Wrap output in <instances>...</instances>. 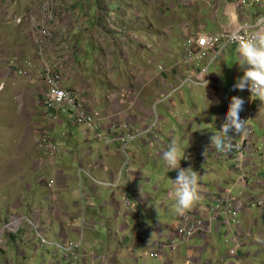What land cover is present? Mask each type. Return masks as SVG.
I'll return each instance as SVG.
<instances>
[{"label": "rangeland", "instance_id": "rangeland-1", "mask_svg": "<svg viewBox=\"0 0 264 264\" xmlns=\"http://www.w3.org/2000/svg\"><path fill=\"white\" fill-rule=\"evenodd\" d=\"M40 1L41 0H19L16 4L11 3L5 6L0 3V7H2V9H0V41L5 40L7 42L0 46V86H3L0 87V264H71V259L66 257L68 254L57 247V245L65 246V242L64 239H60L61 237L59 235L61 220L55 218V215H53L54 213L50 215V209L47 208L51 190L46 187L43 182H40L42 176L48 177L47 179L54 177L53 174L55 170H50L49 167H43L41 165V160L44 156L37 145L39 130L45 132L46 129L44 127L48 128L51 124L52 128L55 127L54 131H47L58 148L56 164L57 162L59 165H61V163H72V167L66 172L68 176H76L75 169H77V165L79 164V159H77L78 154L79 157L85 159L89 149L92 148L94 150L92 159L94 160L99 148L97 145H105L103 141L98 140L94 135H88L85 126L74 124L73 117L68 112L69 107L60 110L58 115L59 120H50L52 115H50L49 110L39 103L41 100V93H44L45 88L40 85L38 86V84L31 83V79L26 80L16 76L14 71L10 70V61L14 62L16 55L19 57V61H25L26 59L32 60L35 58L36 52L34 51L33 44L30 42L33 38V31L30 24L18 25L14 23L15 21L7 19L6 16L13 15V17H20L24 16L26 12L27 15H35ZM230 1L232 2L235 0ZM177 2H179V0H57L56 14L58 22H61V24L55 28V40L48 51V56L51 60L58 58L61 63L60 65V63L56 61L52 62L58 64V66L61 67L62 73L65 74V86L72 88L76 83H79L86 86V89L87 86L91 87L94 92L92 90L85 92L84 98L92 97L94 93L95 95L97 94L98 97H101L103 90H107V77H110L108 72L110 67L106 64L108 58L104 59L100 51V42H98V38L95 36L96 32L94 27L96 24L98 27L100 22H104L106 25V31H104L106 32V38L101 41L104 46L108 44V36L110 38L116 36L118 37L117 48L119 50L126 42L123 38L124 34L122 31L128 29L130 30L129 35L136 38L140 36L141 41L135 42V47H140L145 53H148L146 43L152 46V55L154 54L155 57L153 66L157 69L158 63H164L160 57H157L162 50L158 48L160 43L155 33L158 28L157 22L160 19V22H162L164 14L166 13V8H168V6L174 8ZM248 2L250 3L251 1L248 0ZM252 9L256 11L255 8ZM222 13L223 11L220 9L218 13L220 17ZM207 22H211V20L209 21L208 19ZM222 22H225V20H222ZM150 23H152L154 28L153 33ZM162 26L161 24L160 28ZM179 27L178 32L182 34V27ZM213 27L216 26L209 23L208 30H213ZM184 42L182 37L174 38L171 49L173 54L169 56L170 62L168 63L171 66H178L177 52L182 53ZM75 44H78V46H75ZM22 47L27 53V56L24 58L16 52L18 51L20 53ZM3 48H5L4 51ZM235 49L236 48L233 47L224 57L230 68L229 73L223 76L224 79H229L232 67H241L236 65ZM118 50L115 51L116 60L113 67L115 73L111 74L114 80H117L121 76V73L123 77L128 76V72L131 69L130 66L136 64L137 58L136 54L134 59L125 63L124 58L121 57V53H119ZM164 66L170 67L169 65ZM213 67L214 65L212 66V70ZM5 69L6 73L4 72ZM143 74L144 73H142V80H145ZM146 75L148 76L149 74ZM130 77L132 76L130 75ZM126 82L129 81L127 80ZM202 90H204L203 87L194 88L193 90L184 88L182 93L187 99V103L185 105H179L174 115L188 118L189 115L186 113L184 114V110L195 108L197 113L201 115V122L197 123L195 126L200 127V133L205 134L211 141L214 131H217L219 126L217 123V114L222 115L226 111L227 103L232 96H227L220 108L212 110L209 105L205 107L204 97L194 96H201L197 91ZM18 91H20L21 94H19ZM203 94L202 92V95ZM243 95L244 94H239L238 96L243 98ZM175 98V100H177L178 97ZM85 106L88 109L100 111L99 109L88 107L87 104ZM246 108V105L243 106L242 111L239 113V116L245 119V121L249 118V115L246 113ZM208 109H210V111L206 113ZM158 111L165 117L168 116L166 112L162 111L161 107H158ZM197 113L193 114V116H196ZM175 119L176 118L173 116V120ZM251 123L253 125L252 120ZM209 124L212 126L209 127ZM254 124L257 126L255 121ZM164 129L166 131L165 127ZM168 129L171 130V126H168ZM176 130H178V132L174 141L181 145L179 139L181 138V140H183L182 131L179 129ZM256 131L262 132L259 127ZM101 133L105 138L113 137L103 130ZM232 135V140L237 142L242 140L243 134L235 135L233 133ZM69 136H72L73 144L69 143ZM261 137H263L260 139L264 148V136ZM200 138H197L198 145L202 146L203 151H205L209 148L208 140L203 137ZM144 139L145 138H142L141 140L144 141ZM163 140L168 142L165 138H163ZM136 143H138V141ZM118 145L119 144H113L111 147L116 148ZM187 145L188 143H186L184 147H187ZM140 148L136 150L137 153H140ZM156 149L157 148H150V146H148V149L145 148L142 150L145 159L152 163L153 168H156L154 174L160 173L158 168L154 166L157 161H159L156 157ZM72 152L75 154L73 155ZM262 154L264 155V152H262ZM185 156L190 157V163H192L194 158L189 150L185 153ZM251 157L258 161L257 166L261 167L264 172V162L263 164L261 163V158L264 160V156L260 157L259 155ZM183 160L184 159L181 161ZM230 160L233 165L231 162L227 161L225 163H223V161H210L208 164H200V167L193 166L194 170H196L200 176L198 191H206L213 195H218V197L223 200L215 202L210 196L205 197L203 200L199 198L191 207L195 208L197 205H203L204 207H201V213L204 214L207 212L210 216L211 213L206 210V207H219L218 213L221 214L224 219L226 215L224 214L225 208L222 207V204L226 199H228V201L232 199L233 201H242L245 203L248 201L250 193L260 194L264 191V188L259 186L261 182H264V176L258 175L254 177L249 175L248 177L246 164H244L242 170L233 171V167L237 164V161L233 159ZM248 170L252 171L251 168H248ZM24 171L26 174L25 179L23 178ZM203 172H208V174ZM170 174H172L171 171H166L163 174L164 180L162 182L157 180V178L151 177V182L145 183L148 193L152 192L157 185L160 186L157 196L160 202L166 201V207L162 212L160 211L161 209H159V214H151L149 219L147 218L148 213H145V211V215H143V212L132 213L133 216L138 217L139 220L137 221L133 216L128 217L131 218L130 220L121 217L119 225L122 223L129 224L132 227V232L140 235L138 238H141L142 242L145 244L144 246H146L143 247L144 249H140V247L135 244L136 238L133 235L132 242L125 247L126 253L124 257L126 260L121 258V264H157L158 259L151 257V253L156 252L168 254L170 256V264H264V209L253 208L247 210L250 215L248 217L251 218L252 214H254L255 220L260 219V226H263L260 229H253L250 227V236H248L247 246H245V244L243 246H237L236 241L233 239L235 232L234 228L223 223L221 225V222L215 220L218 226L221 225L220 229L216 231L215 227L217 225H214L215 232L214 235H212L213 243H207V252L203 250L204 253L200 254L196 260L194 259L196 256L193 257L192 254L187 253V242L190 240H181L178 235H176L175 247H170V249L166 250L152 248L147 238L149 236H151V239L155 238V233H153L151 229L159 227L158 224L155 226L157 220L160 219L163 221L166 226L162 228L168 229L166 232L169 231L170 225L175 223L177 226L178 224L179 212L176 210L172 192V180L174 179ZM176 174H178V172L175 173V175ZM243 176L249 180L248 184L240 183ZM71 186L76 187L77 184H72ZM108 192L110 191H107V194L105 192L102 193V199L100 201H97V199H94V203L92 201L93 204H96V209L94 210L97 214L95 221L96 225H92L95 232L91 233L85 231L86 238L88 237V233H91L94 239L100 242L94 248L95 251L100 254V257L109 255V250L106 249L103 252L102 246L103 244L107 246L112 245L115 234H118L108 231L109 227H113L109 222V218L113 215V206H110L111 209L107 208L104 211L100 209L101 202L106 200L107 196H109ZM54 195L53 198L55 197ZM153 204L154 201L151 200L146 210H153ZM68 206L69 213L78 212V209L73 207L72 201L68 203ZM213 217L214 216H212L211 219ZM239 219L244 229L245 217L241 218V212L239 213ZM77 224H80L81 227L80 221H77ZM145 226L151 229L147 230ZM170 232L172 233L171 230ZM67 233L70 242L75 243L80 240L79 235L72 233L71 230L67 229ZM257 234L261 236V240L257 237ZM40 236H43L52 244L40 246ZM119 236H122L121 233L118 234V237ZM243 237L244 235H242V239ZM227 240L229 243L226 242ZM255 240L257 243L251 245L250 242ZM181 241H184L183 245ZM181 247L182 256L179 257L178 250H180ZM82 248L85 250L83 244ZM231 249L240 250L242 255L228 257L223 260ZM85 251H82L83 257L72 264H83V259L86 256ZM177 253L178 255L174 257ZM134 255V258L128 260L127 257H133ZM106 262V264H112L111 262H113V259L110 258V260ZM118 262L116 264H118Z\"/></svg>", "mask_w": 264, "mask_h": 264}, {"label": "crops", "instance_id": "crops-1", "mask_svg": "<svg viewBox=\"0 0 264 264\" xmlns=\"http://www.w3.org/2000/svg\"><path fill=\"white\" fill-rule=\"evenodd\" d=\"M195 2V5L191 9L187 8H176V9H169L166 8L165 14L163 17L162 22L160 20L157 22L158 28L156 29V38L159 41L160 45L158 48H161V53L159 56L162 59V62L158 64H164L169 65L170 62V55L172 56L173 52L172 49V43L174 41V38H181L184 40L185 33L179 34V26H182L183 22H188L191 24V31H201L205 33H220L224 29H227L231 22L230 20H233V25L237 26L239 22V18L235 17L237 14V8H236V0L230 1V0H193ZM29 3V2H28ZM28 6V4H27ZM252 8H255L257 11V7L251 6L248 4L247 10L252 11V13H255ZM220 9H222L223 13L222 16H219ZM260 10H258L259 12ZM188 16V17H187ZM186 17V18H185ZM211 20V22H207ZM222 20H225V22H222ZM83 23V22H82ZM209 23H212L214 26L213 30L209 31ZM61 22L57 23V26H59ZM85 24V23H84ZM163 25L160 28V25ZM99 26L97 27V24L94 25L96 37L98 38V42H100V51L102 55L104 56V59L108 58L106 64L109 65L110 70L108 71L110 74V77H107V84L108 88L107 90H103L102 96L98 97L97 94L92 97L84 98L85 92L91 91L92 88L87 86H83L81 84H75L74 87H72V90H75L78 94V97H80L81 100H84V103L87 104L90 108L99 109L102 112L103 117V127L107 130L110 127L114 125V123H123V122H132L135 129L141 128L147 124L150 123L151 120V107L152 104L161 96L169 91L170 86L177 83L183 74H186V71L181 68H177L174 73H166L161 72L158 69H155L153 66V63L150 61L153 59L155 61L154 54L152 55V46L148 43H146V48L148 53H145L143 49L140 47L137 48L134 46V43L140 42V36L133 37L130 34V30L126 29L123 30L124 39L126 42L124 45L118 50L117 46V39L118 37H109L108 36V44L104 46L102 44V40L106 38V25L105 23H99ZM151 25L152 33L154 32V28ZM146 26V25H145ZM81 28V25H80ZM172 29V32L169 34L167 33L168 30ZM183 32V31H182ZM7 42L5 40L0 41V46L3 44H6ZM75 46H78V44H75ZM235 48V47H234ZM5 48H3V51ZM118 50L119 53H121V57L124 58L125 63H128L129 60L134 59L136 55V64L133 66H130L129 75L126 77H123V74L121 73V76L114 80L112 75L115 73L114 70V64H115V51ZM17 54L23 56H27V53L25 49L22 47L20 53L16 51ZM180 52H177L179 55ZM229 53V52H228ZM227 55V54H226ZM225 55V56H226ZM224 56V57H225ZM222 57L218 60L216 64H214L213 70L211 67V73L213 76V83L210 86H207L205 90L197 91L201 96L194 95L198 97H204L205 104L207 103L206 99L210 101L209 106L212 108V110H216V108H220L223 105L224 99L226 100L227 96H238L239 94H244V105H246V113L249 115V122L251 123V120L253 121V130H254V141L252 142L253 147L250 151V154L247 155V161H246V170H247V176L252 175L254 177H257L258 175L264 176V172L261 167H258V161L251 156H259L263 157L262 152L263 151V145L260 138H263L261 136H264V104L262 102L252 97L250 90L248 88H245L244 90L231 88L230 85L235 83V80L243 75V67H247V65H244L243 67H232L230 77L229 79H224V75L229 73L230 68L227 63L226 58ZM125 69V68H124ZM10 70H13L10 68ZM14 71V70H13ZM6 73V69L4 70ZM4 73V74H5ZM15 73V71H14ZM142 73H144V79L142 80ZM16 74V73H15ZM146 74H149L148 76ZM130 75L132 77H130ZM17 76V75H16ZM146 76V78H145ZM8 79V78H6ZM66 79V77H65ZM64 79V81H65ZM69 79V78H68ZM70 80V79H69ZM129 82H126V81ZM39 86V85H38ZM65 86V84H64ZM198 87L188 88V90H193ZM93 91V90H92ZM94 92V91H93ZM202 92L204 93L202 95ZM19 94H21L20 91H18ZM178 97L177 100H175ZM41 100L39 103L43 105V93H41L40 96ZM206 98V99H205ZM35 100V99H34ZM249 100V102H248ZM36 101V100H35ZM255 101L256 109L253 111V103ZM248 102V104H247ZM187 103V99L181 94H176L172 97V99L169 102L162 103L159 105V107L162 108L163 112H166L168 116L162 115V129H161V144H159L156 149V157H157V163L154 165L158 168L160 173L154 174L156 168H153V165L151 162L147 161L143 155L142 150L147 148L148 145L145 141L139 140L138 143L135 141L132 143L129 147L131 154L134 156V172L138 179L137 187L133 189L134 192L129 193V199L132 202V206L130 208H126L121 206L122 199L119 195V192L116 194H113L112 191L109 189L103 187V186H97L95 187L97 190V195L92 197V200L90 201V204L92 207H88L86 209V221L88 222V225H90L88 228L84 230L82 233L83 236V246L85 248L86 256L83 259V264H106L107 262H102L100 254H98L95 251V246L98 245V240L94 239L93 234H91L94 231L93 224L96 225V204L94 203V199H97V201H100L102 199V193L108 192L109 196H107L106 200L101 202V210H105L107 208L111 209L110 206H113V215L109 218L110 225L113 227H109V232H116L121 233L122 236L118 237V234H115V238L112 241V245H105L102 246V251L104 252L106 249H108L111 259H113L112 264H116L118 261V264H121L120 260L123 258L126 260L125 256V247L128 246L132 242V236L136 238L135 244L140 247V249H144V242H142L141 238H138L140 235H137L136 233L132 232V227L127 223H122L119 225V221L121 217H124L127 219L128 217H132V213H142L144 214L147 212V218L149 219V216L151 214H159V212L163 211L166 207V201L160 202L157 194L160 189V186L157 185L152 192L148 193L146 191L145 183L151 182V177L157 178L160 182L164 180L163 174L166 171H169L167 166L164 164L162 160L163 153L167 150L168 146L175 140V136L177 135L179 129L182 131V138L179 139L181 142L182 148L185 149V153L189 150L190 154L193 156V161L190 163V157H187V159H184L180 162L181 167H188L193 166L200 167V164H208L210 161L214 162H221L223 163L231 162V158L229 157L228 151L226 152H218L215 150L213 151L209 148L205 151H203L202 146L198 145L197 138L203 137L208 140V142L211 143V141L208 139V137L205 134L200 133V127H196L195 125L197 123H200L201 115L197 113L195 108H191L190 110H184V114H188V118H184L183 116H175L174 112L178 108L179 105H185ZM91 105V106H89ZM195 105V103H194ZM210 109L206 111V113H209ZM196 114V116H193V114ZM173 116L176 118L173 120ZM254 121L257 123V126H255ZM222 122V115L217 114V123L220 125ZM252 124V123H251ZM52 124L48 127L50 130L54 131L55 127H51ZM168 126H171V130L168 129ZM166 128V131L164 129ZM259 127V129L262 132L256 131V129ZM183 128V130H182ZM166 132V133H165ZM167 134V135H166ZM232 132H229V135H232ZM69 143L73 144V138L72 136H69ZM165 138L168 140V142H165L163 140ZM233 138V137H232ZM201 139V138H200ZM170 142V143H169ZM136 143V144H135ZM186 143H188L187 147ZM264 143V142H263ZM134 144V145H133ZM190 144V146H189ZM98 152L96 153V158L93 160L92 155L94 153V150L92 148L89 149L87 157L81 158L79 157V154L77 155V159L79 164L77 165V169H75L76 176H68L66 175V172L68 169L72 167V163L66 164L61 163V165L55 163V166L53 170H55L54 179H55V186L53 190V193L55 194L54 198L50 195L49 197V205L47 206L48 209H50V215H55V218L60 219V239H68L69 235L67 233V229L71 230L72 233H76L79 235V239L81 238L80 233V224H77V221H80V206H79V191H78V171L80 168H83L86 171H89L92 176L100 181H109L113 182L120 170L121 166V154L119 152V145L116 148H113L111 146L106 145H97ZM141 147V148H140ZM140 148V153H137L136 150ZM90 153V154H89ZM74 155L75 153L72 152ZM264 160L261 158V163L263 164ZM233 165V163H232ZM56 167V168H55ZM248 168H251L252 171H249ZM194 170V168H193ZM178 172V171H177ZM170 174L173 179H175V173L176 169L171 170ZM208 174V172H203ZM26 174L24 171L23 178L25 179ZM83 180L86 186V192L91 193L93 190V181L86 175L83 174ZM72 184H77L76 187H72ZM228 184V183H226ZM202 185V184H201ZM236 185V183H235ZM122 189L127 188V184L123 183L121 185ZM207 188V186H206ZM205 188V189H206ZM223 191V190H222ZM200 200H203L205 197H213L214 195L211 193H208L206 191H198ZM107 194V193H106ZM168 195V194H167ZM250 196V195H249ZM154 201V209L153 210H146L147 206L149 205L150 201ZM72 201L73 207L78 209V212L76 213H69V206L68 203ZM93 201V203H92ZM142 206V207H140ZM200 205H197L195 208H197ZM203 205H201L202 207ZM204 207V206H203ZM193 208V207H191ZM190 208V209H191ZM159 209H161L159 211ZM73 213V214H72ZM203 217L206 219V222L209 226V231L206 233H202L198 236H195L192 238L188 243V254H192L193 257L196 256L194 259L200 254L207 252L206 245L210 242V244L213 243V236L214 235V225H217L215 222L211 221V216L207 212L202 214ZM58 216V217H56ZM248 214L247 210L241 211V218L245 217V225L242 228V235H244L243 240L245 246L248 245V236H250L249 231L250 227L253 229H260L263 226H260V219L254 218V214H252L251 218ZM103 217V216H101ZM114 217V218H113ZM135 217L136 221L139 220L138 217ZM131 218H128L130 220ZM223 224H226L225 222H222ZM221 223V225H222ZM159 225V227L151 229L145 226V229H151L153 233H155V238L151 239V236L147 238V241H149L150 246L154 249H170L168 246L169 244V238H170V230L175 228V223L168 226L170 227L169 231L166 232L168 229H163L162 227H165L166 225L161 221L160 219L157 220L156 225ZM220 225V226H221ZM54 226V225H52ZM220 226H216V231L220 229ZM118 227V228H116ZM88 229V230H87ZM85 231L91 232L88 233V237H85ZM256 233V232H254ZM129 234V235H128ZM257 237L261 240V236ZM256 237V239H257ZM91 238V239H90ZM70 241V240H69ZM182 245L184 244V241H181ZM257 241L250 242L251 245L256 244ZM205 245V246H204ZM204 246V247H203ZM183 247V246H182ZM182 247L180 250H178L177 255L180 257L182 256ZM204 250V252H203ZM92 252V253H91ZM102 254V253H101ZM163 254L161 258H157L158 262L157 264H170V256L168 254ZM165 256V257H164ZM135 255L127 257L128 260L131 258H134ZM101 260V261H100ZM169 262V263H168Z\"/></svg>", "mask_w": 264, "mask_h": 264}, {"label": "built area", "instance_id": "built-area-1", "mask_svg": "<svg viewBox=\"0 0 264 264\" xmlns=\"http://www.w3.org/2000/svg\"><path fill=\"white\" fill-rule=\"evenodd\" d=\"M250 1L251 2L249 3L248 0H236L235 5L237 8V14L235 17L239 18L240 23L235 26L231 19L230 26L220 33L214 34L201 31L192 32L191 24L188 22L182 23L181 27L183 33H185V42L182 53H179L178 55V66L166 67L158 64L157 69L161 72L174 73L177 68H181L186 71V74H183L181 79L177 83L171 85L169 91L165 92L161 98L159 97L152 105L150 123L137 129L134 128L132 122H120L114 123L112 127L106 130L103 127L102 112L86 108L84 100H81L78 97L77 92L64 86L65 74L62 73L61 67H59L58 64L52 63L53 61L60 63L58 58L51 60L48 56V51L55 40L54 31L58 23L56 14L57 0H41L35 15H27L26 12L24 16L20 17H13V15L6 16L7 19L15 21V24H30L31 26L33 38L30 42L33 44L36 56L32 60L26 59L25 61H19V57L16 55L14 62L10 61V68L13 69L16 75L20 78L26 80L31 79V83L38 84L45 88L43 93V106H45L49 110L50 115H52L50 120H59L58 115L60 110L69 107L68 112L73 117L74 124L85 126L88 135H94L98 140L103 141L106 146L119 144V152L122 160L118 175L113 182L100 181L83 168H80L78 171V202L80 206L81 238L75 243L64 239L65 246L57 245L58 248L68 254L66 257L71 259V264L83 257L82 251H84V249L82 248V233L89 227L88 222L86 221V209L92 207L90 201L93 196L97 195L95 187L103 186L112 191L113 194L119 192L122 199L121 206L123 207L130 208L133 205L129 199V193L134 192L133 189L137 187L138 179L134 172V156L130 152V145L135 141L145 138L144 141L150 146V148H159V144L162 143L160 137L162 116L158 111L159 105L169 102L174 95L181 94L184 88L192 89L193 87H203L202 82L205 79L208 81L206 87L213 83L211 67L216 64L219 59L224 57L233 47L236 48V39L239 36H245L250 33V29L247 25L251 24L257 17L264 16V0ZM18 2L19 0H0V3H2L3 6L11 3L16 4ZM248 4L257 7V11L252 13L247 10ZM194 5L195 2L193 0H179L174 8H171V6H168V8L191 9ZM0 9H2V7H0ZM258 10L260 11L258 12ZM171 32L172 29L168 30L167 33L170 34ZM150 62L153 64L155 63L153 59ZM248 119L249 118L245 121L247 133L243 134L240 142L232 140V148L228 151L229 157L237 161V164L233 167V171L242 170L247 161V155L250 154L249 150L253 147L252 142L255 140L253 136L254 130ZM44 128L46 129L45 132L43 131L44 133L39 130V138L37 141L38 148L42 151L44 156L41 160V165L53 170L57 159L56 154L58 148L47 131L50 129L46 127ZM102 130L108 132L113 137L105 138L101 133ZM208 146L214 153L215 149L210 142H208ZM177 171L178 169H176V173ZM83 174H86L94 183L93 188L95 190L90 194L85 191L86 186L83 180ZM176 177L177 174L175 175V178ZM47 178L48 177L42 176L40 182H43L51 190V196H53L55 179L53 177L50 179ZM123 183L127 184L126 189L121 188ZM240 183L248 184L249 180L243 176ZM259 186L264 188V182H261ZM212 199L215 202L223 200L219 198L218 195H214ZM222 207L225 208L224 214L226 215V218L224 219L222 215L218 213L219 207H206V210L211 213V217L214 216L211 221L215 222V220H218L221 223L225 222L226 225L234 228L235 232L233 239L236 241L237 246H243L242 223L239 219V213L244 209H264V191L260 194L250 193L248 201L245 203L242 201H233L232 199L228 201V199H226L222 204ZM171 231L172 233L168 244L169 247L176 246V235H178L181 240H191L195 236L208 232L209 226L201 213V205L197 208L180 211L178 215V224L175 228L171 229ZM226 242L229 243L228 240ZM51 244L52 243L47 241L43 236H40V246ZM239 255H242L240 250L237 251V249H231L223 260L228 257ZM162 256L163 254L159 252L151 253V257L153 258H161ZM110 258L109 254L101 257V260L104 262L110 260Z\"/></svg>", "mask_w": 264, "mask_h": 264}, {"label": "clouds", "instance_id": "clouds-1", "mask_svg": "<svg viewBox=\"0 0 264 264\" xmlns=\"http://www.w3.org/2000/svg\"><path fill=\"white\" fill-rule=\"evenodd\" d=\"M247 27L250 33L236 39L235 49L236 65L241 67L247 65V67H243V75L237 78L230 87L240 90L248 88L252 97L264 104V16L257 17ZM207 84L208 81L205 79L202 82L204 90ZM206 101L205 107L210 103L209 100L206 99ZM243 105L244 99L240 96H232L227 103L226 111L222 114V122L211 137V145L216 151L231 150L233 135H229V132L235 135L247 133L245 120L239 116ZM211 126L209 124V127ZM184 150L182 145L173 141L162 155V160L169 171L178 169L177 177L172 180L174 203L178 212L189 209L200 198L198 172L191 166H180L181 160L187 159Z\"/></svg>", "mask_w": 264, "mask_h": 264}, {"label": "trees", "instance_id": "trees-1", "mask_svg": "<svg viewBox=\"0 0 264 264\" xmlns=\"http://www.w3.org/2000/svg\"><path fill=\"white\" fill-rule=\"evenodd\" d=\"M255 109H256V104H255V101H254V103H253V111H255Z\"/></svg>", "mask_w": 264, "mask_h": 264}]
</instances>
